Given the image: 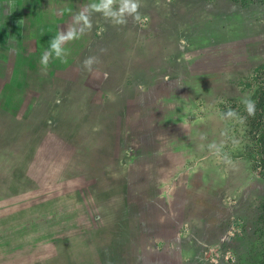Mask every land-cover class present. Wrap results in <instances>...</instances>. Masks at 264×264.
Listing matches in <instances>:
<instances>
[{
    "label": "rangeland",
    "instance_id": "obj_1",
    "mask_svg": "<svg viewBox=\"0 0 264 264\" xmlns=\"http://www.w3.org/2000/svg\"><path fill=\"white\" fill-rule=\"evenodd\" d=\"M148 1L140 0V20L134 21L123 10L126 0H101L98 11L87 14L88 0H0V84L19 86L11 97L15 111H0V264H68L62 240L65 247L71 242L73 254L71 239L88 231L97 245L102 232L92 229L85 207L83 214L59 222L61 208L71 207L66 201L74 198L68 192L89 199L87 187L99 190L105 227L106 206L123 189L143 208L138 233L126 236L130 251L123 242L130 257L124 254L115 264H260L264 172L257 167L250 147L254 133L243 112L261 83L253 79L254 69L264 65V0H153L151 6ZM46 4L53 5V17H43ZM145 5L157 16L154 31ZM71 13L67 25L61 24ZM90 19L93 29L82 23ZM115 35L122 39L114 43L116 50L124 46V57H130L123 60L126 65L113 63L120 53L107 56L113 47L104 50ZM9 41L17 49L9 50ZM65 44H73L77 56L71 66L61 60L54 73L67 78L55 76L54 84L38 76L37 82L38 63L43 77L50 76L47 51L59 59ZM90 45H97L98 54L85 51ZM139 49L153 55L141 57ZM128 65L155 78L153 84L130 83ZM36 88L41 96L33 93ZM123 106L121 113L110 111ZM88 108L92 112L86 114ZM102 119L120 122V133L113 145L116 127H104L99 142L108 147L109 159L92 177L99 166L94 153L108 155L95 149ZM68 182L73 190L66 189ZM53 196L55 212L48 219L42 199ZM124 213L114 235L120 243L133 223L125 207ZM100 248L96 264H106L113 251L105 243ZM90 259L78 255L74 262Z\"/></svg>",
    "mask_w": 264,
    "mask_h": 264
},
{
    "label": "trees",
    "instance_id": "obj_2",
    "mask_svg": "<svg viewBox=\"0 0 264 264\" xmlns=\"http://www.w3.org/2000/svg\"><path fill=\"white\" fill-rule=\"evenodd\" d=\"M69 54H70L69 55V59H70V56H72V54H74V52H69ZM254 72L257 75H254L253 81L261 80V83L259 82V86L251 94L250 105L247 108L246 107L244 108L243 115L248 119V122L250 123V125H249L250 131L248 130L249 134L254 133V135L251 137L252 145L250 147L252 148L254 155L257 158L256 159L257 160V162H256L257 167L263 173L264 172V65H261V66L255 68ZM253 81H251V82H253ZM250 83H247V86H250ZM0 86H1L0 111L4 110L2 107H7L9 110L12 109L13 111H15V108L17 105L15 106V102L11 97H13L16 94L17 88L19 89V86L16 85L15 86L16 89H13L12 85H10L9 83H5V82L4 83L1 82ZM2 89H3V92H2ZM41 92H43V91H41ZM45 92H49V90H45ZM5 100H9V101L4 102ZM16 104H18V103H16ZM160 129L162 130L163 127L161 126V127H159V129L156 128L157 131H160ZM120 144H121V142H119V145ZM154 165L157 166L156 163ZM77 179L82 180L80 177H78ZM69 184H70V182L67 183V185H66L67 187L65 186L66 189L70 188ZM70 189H72V188H70ZM86 190L88 191V187L83 191L85 196L92 194L91 198H89V199H78V196L77 195L75 196L76 193L68 192L67 196L74 197L71 200H68V201L65 200L66 205L68 204L71 207L64 205L60 211L62 218L60 220L58 218V220H59V222L64 221V219L66 221V219L71 218L72 216L77 215L80 212H82V214H83L84 213L83 207H85V209L87 210V214L89 216V220H91V222L94 224L93 225L94 227L92 229H94V231L99 230L102 233H100L98 236V240H97L98 244L97 245H96V242H94V240L91 239L92 236L89 233L91 231L87 232V234L84 233L83 235L78 236L77 239H75L74 241H73V239H71L72 242H76L74 244L76 247H73L74 248L73 251L75 253H77L80 256V258L83 256L91 257V259L86 262L87 264H96L98 254L101 251L100 245L105 243V246H107V248H110L113 251V253L110 256H108V260L106 261V264H115V262H118L119 258H121V253H123V251H121L123 249V247L121 246V243L124 242L125 239L127 241H130L131 239H129V238L127 239V237L134 238L135 233L136 234L138 233V231L141 227V225H140V223H138V221L140 219V213L143 212V208L139 207L134 202L128 200L126 197V194H124V196L122 198V203L126 208V215H127L128 220H131L133 223H129L128 227L126 226L131 231L127 230L126 235L123 233L124 237H123L122 242L121 243H120V241L116 242V241L112 240L115 238L110 237L111 236L110 232L114 229L112 227H105V225L103 223V220H102L103 215H101V209H100L99 205H97L98 204L97 198L99 197L98 193H93V192H89V191L86 192ZM123 190H125V189H123ZM54 197L55 196L46 197L45 199H42L43 201L46 202V203H44V206H43L45 208L42 211V216L44 215L45 217H48V219L52 218V216H53L50 213L53 211L55 212L54 206H52L53 201L55 200ZM76 197H77V199H76ZM73 203H75V204H73ZM152 204L153 205L150 207L151 210L154 209L155 202H152ZM90 206L92 207V210L87 209ZM260 211H261V214L259 217V221H260V225L262 227V230L264 231V202L260 206ZM65 215H67V216H65ZM162 216L163 215L158 216L160 220L163 219ZM30 218H32V216H27V218H26L27 222H31ZM155 219L153 221V225L158 226L156 223L157 220H155ZM54 224H56V223H54ZM16 226H17V224L16 225L13 224V226L9 229H15ZM165 228H166V226H165V223L163 222L162 230H164ZM162 230H158V231L162 232ZM44 232L50 233L48 231H44ZM105 237H110V238L107 239ZM62 241H63L61 243L62 251H63V249L67 251L66 252L67 256L64 255L65 260H67L68 264H71V263L72 264H78V263L74 262L78 258V255L74 254V252H73V254H72V252H68V249H70L72 246L70 244L71 242L67 244V247H65L64 244L66 243V241H64V240H62ZM87 243H91L93 245V247L89 248L86 245ZM119 248L121 250H118ZM117 251L119 253L116 255ZM69 256H70V259H69ZM65 260H64V263H65ZM39 263L40 264H47V262L44 263L42 261H39ZM260 264H264V254L262 255Z\"/></svg>",
    "mask_w": 264,
    "mask_h": 264
},
{
    "label": "crops",
    "instance_id": "obj_3",
    "mask_svg": "<svg viewBox=\"0 0 264 264\" xmlns=\"http://www.w3.org/2000/svg\"><path fill=\"white\" fill-rule=\"evenodd\" d=\"M58 1H61V0H54V4H56ZM87 1V0H86ZM93 2H92V6L90 5V0H88V3H89V5H88V7H90V8H88V9H85L84 10V12H85V14H87L86 12H90V11H92L93 9H96V11H98V9H99V6H100V2H101V0H92ZM148 1V0H147ZM150 1V6L153 4V3H155L153 0H149ZM149 1H148V4H149ZM183 1V0H182ZM53 6V5H52ZM52 6L50 5V8H48V5L46 4V9H44V13H43V17H47V18H49L50 17V15L52 14V17L54 16V10H53V8H52ZM52 8V9H51ZM145 8H146V12H145V14L148 16V21H150V19H151V24H150V22H148L147 24H149V26H151V28H150V30L151 31H154L153 29H157V27H159V24L158 23H156V22H153V20H154V16H155V18H157V16L156 15H154L153 13V11L151 10V9H148V6L147 5H145ZM152 8V7H151ZM54 9L56 10V8H55V6H54ZM124 10V9H123ZM150 10V11H149ZM155 10V9H154ZM167 10H168V8H167ZM52 11V12H51ZM95 11V12H96ZM163 12H166V11H163ZM167 12H169V11H167ZM8 13V12H7ZM156 13V12H155ZM72 14L73 13H71V15L69 16V17H65V19H61L60 21H62L63 23H61V24H66L67 25V23H68V21L69 20H71L73 17H72ZM85 14H82V15H85ZM81 15V16H82ZM124 16V15H123ZM83 17V16H82ZM87 18H89V17H87ZM95 21H97V18H96V20ZM65 22V23H64ZM82 23H85L86 25L88 24V27H90V28H92L93 29V21H92V19H90V21L88 20L87 22H85V20H82ZM156 27V28H155ZM75 33H77L76 31H75ZM75 33L74 32H72L71 33V37H74L75 36ZM93 35V34H92ZM117 35H115V37H116ZM76 37H77V35H76ZM114 37V38H115ZM28 38H29V41L31 40L32 41V43H34L35 42V39H34V37H33V35L31 34V33H29L28 34ZM68 41H70V40H68ZM67 41V42H68ZM122 42V39H121V37L120 38H118V39H116V40H114L111 44H108V45H106L105 47H104V50L106 49V47L108 48V47H113V51H111V53H110V55H107V56H111V55H113L112 53H114V56L115 55H117V54H119L120 53V56H119V58L117 57V58H115L113 61H117V62H120V63H122V64H124L123 63V60L124 59H128V58H130V57H124V55H125V53H123V51H126V48L123 46V48H121L120 47V50H116V48L114 47V43H116V42ZM65 43H66V41H64ZM9 43H10V46L8 47V49L9 50H14V49H17L16 48V46H14L13 44V42L12 41H9ZM73 44L71 45V46H66V44H65V48L63 47V49H62V53H60L59 55H60V58L58 59L57 57H55V56H53V54L51 53L52 51H50V50H48L47 51V54H48V58H51V61H49L48 63H46V66L48 67V66H51L52 67V69L47 73V75H50V76H47L46 78L45 77H43V76H46L45 75V73L44 74H41V71H39V69L41 68V66H42V63L40 62V63H38V70L36 71V73L35 74H33V77L34 78H36L37 79V82H38V80H39V77H40V81L42 82V81H47L48 79L49 80H51V82H53L54 84H57L56 82H59L58 80H56V78H55V76H59V77H62V78H67V74H63V75H60V74H57V73H54L55 72V69H58V66H59V62L61 61V60H65L66 61V63H68V64H70V66H71V64H72V62H73V59H74V57H76L77 55L74 53V54H72V56H70V60L68 59L69 58V52H74L75 50H73ZM103 48V47H102ZM132 50V49H131ZM141 50V51H140ZM96 51H98V49L96 50ZM140 51V56L141 57H143V54H144V52L146 53V51L145 50H142V49H139V50H137V52H139ZM68 52V53H67ZM109 52V51H108ZM96 54H98V53H96ZM153 55V53H146V55H145V58H149V56H150V58H151V56ZM112 57V56H111ZM166 57H167V55H166ZM44 57H42V58H40V59H43ZM39 59V58H38ZM4 60H6V59H4ZM46 61H47V59H46ZM116 62V63H117ZM132 62H130L129 61V64H131ZM145 63H147V61H145ZM7 64H9V63H7ZM44 64V63H43ZM175 64V63H174ZM124 65H126V64H124ZM129 66V65H128ZM180 66V65H179ZM178 66V67H179ZM127 67V66H126ZM136 67H137V64H136ZM177 67V68H178ZM66 69H69V68H67L66 67ZM73 69V68H72ZM72 69H70V70H72ZM59 70V69H58ZM38 71H39V74H38ZM29 73V71L27 70V74ZM66 73V72H65ZM130 73V72H129ZM39 76V77H38ZM51 77V78H50ZM204 78V80L203 81H206V82H208L210 79L209 78H207L206 76H204L203 77ZM229 81V80H228ZM33 88L35 87V86H32ZM37 89V91H33V93L34 94H36V96H41V89H38V88H36ZM16 216H18V215H16ZM17 221H18V218H17Z\"/></svg>",
    "mask_w": 264,
    "mask_h": 264
},
{
    "label": "flooded vegetation",
    "instance_id": "obj_4",
    "mask_svg": "<svg viewBox=\"0 0 264 264\" xmlns=\"http://www.w3.org/2000/svg\"><path fill=\"white\" fill-rule=\"evenodd\" d=\"M119 37V36H118ZM117 36L115 37V38H118ZM107 41V40H106ZM108 44H110V43H108ZM107 44V45H108ZM91 45H93V44H91ZM89 46V47H87L86 48V50L85 51H92L91 53L92 54H96L97 53V51H95V50H93V49H95L96 47H97V45H94V46ZM105 45V42L103 41V46ZM99 48H101V47H99ZM107 48V47H106ZM98 49V48H97ZM113 49V48H112ZM84 51V52H85ZM109 53H111V51H109ZM108 55H110V54H108ZM113 63H115V61H113ZM116 64V63H115ZM135 66H136V64H135ZM129 68H130V66H129ZM129 68H127V71L126 72H130L131 74H129V82L130 81H132V83H134V84H137V83H139V82H141V83H144L146 86H151V84H153V80L155 79V78H153V77H151L148 73H145V72H138L137 71V69L135 70V71H133V69H132V67L129 69ZM132 74H134V75H132ZM140 76V77H139ZM131 78V79H130ZM131 83V82H130ZM84 96V95H83ZM78 98L80 99V101H84V99H83V97H81V96H78ZM85 102V101H84ZM16 106V105H15ZM14 106V107H15ZM125 106V105H124ZM124 106L123 107H121L120 109H118V110H110L112 113H115L116 111L117 112H119L120 111V113H121V111L123 110V108H124ZM85 108H87V106H85ZM113 109H115V108H113ZM86 114H88V113H91L92 112V110L91 109H87L86 110ZM116 112V113H117ZM102 121V131L100 130V133H99V137L97 138V140H96V142H97V144L95 145L96 146V148L95 149H97V150H99L98 152L99 153H105V154H107L108 152H110L109 150H106V149H108V147H106V146H104V144H103V142H99L100 140L102 141V137H103V134H104V132H105V129H104V127H106L107 126V124L109 125V124H113V125H115V127H116V133H115V135H114V143H113V145H115L116 144V141H118V139H117V135L120 133V122H118L116 119L113 121L114 123H111L112 121L110 120V119H108V120H106V119H102L101 120ZM125 127L123 128V131H125ZM95 142V143H96ZM120 142V141H119ZM112 145V146H113ZM109 154L110 153H108V155L107 156H100V155H98V154H96V153H94V155H93V157H92V160L93 161H98L99 162V166H97L96 167V173H91L90 175L92 176V177H95V175H97V173H99V168H100V166H102L104 163H105V161L107 160V159H109ZM111 157V156H110ZM102 160H104V163L103 164H101V161ZM90 169H91V167H90ZM117 181V180H116ZM118 188L120 189V182H119V185H118ZM114 189V188H113ZM99 192V190H96L94 193H96V192ZM124 190L122 191V195L124 196ZM126 197H127V191H126ZM122 195H119L118 196V198L116 199V200H112V204H108L107 206H106V209H105V212H106V216H107V218H108V226L107 227H112L114 230H112L110 233H111V236L110 237H112V238H115L114 237V235H115V232H116V230L118 229L117 228V226L123 221V220H125V213H124V205H123V203H122V198H123V196ZM121 196H122V198H121ZM108 207V208H107ZM89 232V231H88ZM123 233H125V231L123 232ZM110 237H108L107 239H109ZM112 240H114V239H112ZM122 244V247H124V245L126 244V243H121ZM130 243H129V241H128V245L126 246V249H128L129 251H130ZM121 251H123V253H121V256L122 255H124V254H128V258L130 257L129 256V251L127 252V251H124V250H121Z\"/></svg>",
    "mask_w": 264,
    "mask_h": 264
},
{
    "label": "clouds",
    "instance_id": "obj_5",
    "mask_svg": "<svg viewBox=\"0 0 264 264\" xmlns=\"http://www.w3.org/2000/svg\"><path fill=\"white\" fill-rule=\"evenodd\" d=\"M111 3L112 0H109ZM140 8V0H126L124 11H127L128 15L132 16L134 21L140 20V14L138 9ZM120 23H125V21H120ZM92 61L90 59L85 61V65L90 68Z\"/></svg>",
    "mask_w": 264,
    "mask_h": 264
}]
</instances>
